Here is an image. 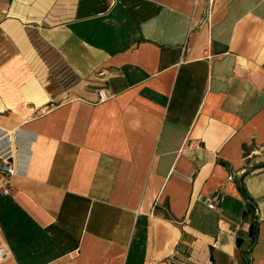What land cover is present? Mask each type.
Returning a JSON list of instances; mask_svg holds the SVG:
<instances>
[{
	"label": "crops",
	"instance_id": "crops-1",
	"mask_svg": "<svg viewBox=\"0 0 264 264\" xmlns=\"http://www.w3.org/2000/svg\"><path fill=\"white\" fill-rule=\"evenodd\" d=\"M0 100V264H264V0H0Z\"/></svg>",
	"mask_w": 264,
	"mask_h": 264
},
{
	"label": "built area",
	"instance_id": "built-area-1",
	"mask_svg": "<svg viewBox=\"0 0 264 264\" xmlns=\"http://www.w3.org/2000/svg\"><path fill=\"white\" fill-rule=\"evenodd\" d=\"M99 96L102 98L104 94L99 92ZM16 164L14 157L10 152H0V192L8 194L10 192V178L16 171ZM213 199L208 204L209 208H213ZM10 254V251L6 245H0V259H6Z\"/></svg>",
	"mask_w": 264,
	"mask_h": 264
},
{
	"label": "trees",
	"instance_id": "trees-1",
	"mask_svg": "<svg viewBox=\"0 0 264 264\" xmlns=\"http://www.w3.org/2000/svg\"><path fill=\"white\" fill-rule=\"evenodd\" d=\"M257 233H258V222L252 221L250 224V227L247 232V236L250 238L251 244H254L257 240ZM237 238L241 241V238L237 236ZM249 251H244L243 257H242V264H250L249 258L247 257V254Z\"/></svg>",
	"mask_w": 264,
	"mask_h": 264
},
{
	"label": "rangeland",
	"instance_id": "rangeland-1",
	"mask_svg": "<svg viewBox=\"0 0 264 264\" xmlns=\"http://www.w3.org/2000/svg\"><path fill=\"white\" fill-rule=\"evenodd\" d=\"M55 63V64H54ZM59 64H58V62H57V60L56 59H54L51 63H50V67L48 68V70H49V72H50V75L51 76H53L54 78L57 76V75H60L61 74V72L63 71V69H61V66L62 65H60V66H58ZM64 73L66 74H68V72H66L65 70H64ZM57 74V75H56ZM0 104H1V106H2V111L4 110V106H3V104H2V101L0 100ZM6 114V113H5ZM4 114V115H5ZM1 118V117H0ZM16 163V162H15Z\"/></svg>",
	"mask_w": 264,
	"mask_h": 264
},
{
	"label": "bare ground",
	"instance_id": "bare-ground-1",
	"mask_svg": "<svg viewBox=\"0 0 264 264\" xmlns=\"http://www.w3.org/2000/svg\"><path fill=\"white\" fill-rule=\"evenodd\" d=\"M1 111H2V106L0 104V112ZM8 147H9L8 150L10 151V153L15 157L16 156V151H17L16 147L10 142H9V146ZM15 162H16V157H15Z\"/></svg>",
	"mask_w": 264,
	"mask_h": 264
}]
</instances>
